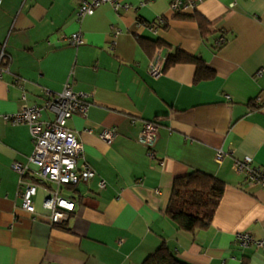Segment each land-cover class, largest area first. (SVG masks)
<instances>
[{
    "label": "crops",
    "instance_id": "obj_1",
    "mask_svg": "<svg viewBox=\"0 0 264 264\" xmlns=\"http://www.w3.org/2000/svg\"><path fill=\"white\" fill-rule=\"evenodd\" d=\"M80 1L0 5L7 70L0 79V264H142L162 244L185 264H264L263 251L235 240L245 232L264 239V189L233 171L243 159L264 168V0H180L181 15L210 25L205 39L196 23L175 17L173 0H122L126 11L102 5L78 21ZM189 3L195 8L185 9ZM78 32L84 44L73 47L64 37ZM220 37L225 43L216 49ZM177 51L202 61L214 78L196 83L192 64L169 66L158 79L148 75L156 55ZM67 83L90 105L67 126L94 177L62 187L75 209L51 227L43 200L52 185L37 189L34 214L21 207L12 165H25L33 146L27 126L3 117L24 103L42 105L46 93ZM41 120L53 116L43 112ZM144 121L159 126L154 157L138 142ZM103 130L114 131L110 143L99 138ZM194 172L224 189L211 224L188 233L166 211L174 180ZM201 199V192L184 197L195 212Z\"/></svg>",
    "mask_w": 264,
    "mask_h": 264
},
{
    "label": "built area",
    "instance_id": "obj_2",
    "mask_svg": "<svg viewBox=\"0 0 264 264\" xmlns=\"http://www.w3.org/2000/svg\"><path fill=\"white\" fill-rule=\"evenodd\" d=\"M1 3L2 0H0V5ZM180 4V0H173L170 7L175 12L181 11ZM102 5H110L116 12L126 11L129 8L122 0H81L76 12L77 20L93 15L95 10ZM194 8L192 3L185 6V9ZM64 38L73 47L84 44L80 32ZM224 43L225 39L220 37L216 45L222 46ZM5 58L2 52L0 79L4 73H7V70L1 66V60ZM166 60L167 58L156 55L149 63L148 75L154 79L161 77L164 74ZM89 106L86 95L74 92L72 86L67 83L60 93H46V100L42 105L24 103L16 113L3 117L6 124L27 126L31 136L33 149L27 163L12 165L13 170L20 176L18 195L22 202L21 207L28 214H34L33 199L37 189L52 185L53 188L48 191L43 200V208L50 213L48 219L51 227L65 224L75 209L72 201L61 196L62 187L76 186L94 177L93 170L84 160L81 143L67 126L68 121L74 115H85ZM43 112L51 114L53 120L42 121ZM158 129L156 122H142L138 142L147 147L150 157H154L152 147L157 140ZM114 135L113 130H103L99 133V138L110 143ZM224 157V151L218 150L216 162L221 163ZM233 171L237 175H242L249 184L259 185L264 189V168L253 166L250 159L235 160ZM105 187L106 184L101 181L99 188L104 189ZM235 240L243 249H256L264 252V239H256L250 233H237Z\"/></svg>",
    "mask_w": 264,
    "mask_h": 264
},
{
    "label": "trees",
    "instance_id": "obj_3",
    "mask_svg": "<svg viewBox=\"0 0 264 264\" xmlns=\"http://www.w3.org/2000/svg\"><path fill=\"white\" fill-rule=\"evenodd\" d=\"M175 17L196 23L202 38L205 39L208 36V28L210 25L199 15L193 14L191 16H186L181 15L179 11H177ZM140 44L143 45V41L140 42ZM220 47L221 46H216V49ZM175 64L194 65L196 67V83L214 78V72L206 68L202 61L181 51H177L174 55L167 58L164 70ZM223 189L224 184L222 182L214 177L199 172H194L185 177L175 179L172 186V203H170L167 208L166 216L175 224L179 231L193 233L199 229H206L212 222L217 206L222 197ZM192 192H201L202 194V199L198 205L202 208L201 212L193 211V207L197 206L196 203H191V208L189 209V202L184 201L185 195ZM142 264L185 263L178 260L170 249L165 244H162L158 250L147 257Z\"/></svg>",
    "mask_w": 264,
    "mask_h": 264
}]
</instances>
